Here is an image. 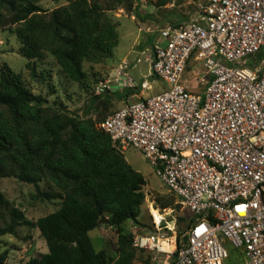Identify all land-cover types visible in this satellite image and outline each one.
<instances>
[{"label":"built area","instance_id":"built-area-1","mask_svg":"<svg viewBox=\"0 0 264 264\" xmlns=\"http://www.w3.org/2000/svg\"><path fill=\"white\" fill-rule=\"evenodd\" d=\"M160 35L150 62L165 89L96 127L123 155L140 152L192 222L179 249L137 233L134 246L162 256L154 264H264V0H206L198 20ZM192 60L202 95L187 86ZM129 70L121 61L96 94L122 80L135 90Z\"/></svg>","mask_w":264,"mask_h":264},{"label":"trees","instance_id":"trees-1","mask_svg":"<svg viewBox=\"0 0 264 264\" xmlns=\"http://www.w3.org/2000/svg\"><path fill=\"white\" fill-rule=\"evenodd\" d=\"M41 1L0 0V26H15L19 53L33 75L36 64L31 63L50 53L67 80L84 83V62L111 59L119 45L117 26L102 2L114 10L124 0H52L68 4L51 13L40 7ZM172 1L158 0L157 6ZM47 174L57 190H42ZM0 178L32 184L34 201H60L57 211L32 223L0 191V217L4 218V211L10 219L0 226V238L15 236L21 225H34L48 247V253L24 264H133L136 260L134 235L126 232L125 224L139 223L146 178L92 120L52 110L48 100L35 94L7 64L0 65ZM106 221L118 236L115 259L106 251H96L89 235ZM181 240L178 237V249ZM7 257L0 253V264Z\"/></svg>","mask_w":264,"mask_h":264},{"label":"rangeland","instance_id":"rangeland-1","mask_svg":"<svg viewBox=\"0 0 264 264\" xmlns=\"http://www.w3.org/2000/svg\"><path fill=\"white\" fill-rule=\"evenodd\" d=\"M157 2L158 0H124L123 4L114 10H112L114 7H109L111 4L102 2L117 26L120 41L115 51L119 59L117 60L120 63L127 55L130 77L138 84L146 81L152 86L151 90L143 91L144 97L155 95L166 87L153 75L152 64L148 60L158 44V39L162 40L161 29L167 26H182L198 20L201 6L206 0H173L165 6H157ZM67 4L65 1L52 0H43L39 3L47 13ZM13 28L15 26L11 27L9 24L0 26V65L7 64L14 72L20 73L35 94H41L48 100L52 110L77 117L82 121L92 120L97 124L119 110L128 99L126 95L113 97V91L96 94L97 84L109 76V71L115 70L109 69L111 64L109 59L100 63L84 62L83 70L87 74V80L84 83H75L64 77L56 59L50 53H46L43 60L31 63L32 66L36 64V75H33L27 68L28 61L19 53L20 43L13 34ZM135 41L138 44L136 48ZM138 59L140 61H137ZM194 67L195 62L192 60L187 68V78L190 81L187 86L194 93H199L198 85L202 87L203 84H195ZM122 82L124 90H129L126 83L123 80ZM124 157L147 180L143 188L146 197L141 207L139 223L125 224L126 232L134 236L135 233L154 235L164 238L163 240L169 239L171 242L177 241L178 237L183 240L190 227L192 213L182 206L179 199L170 194L164 182L140 152L129 150ZM40 186L43 191L57 190L48 174ZM0 191L10 204L23 211L27 220L32 223L54 213L60 207L59 200L45 202L32 200V195L35 194L34 186L15 178H0ZM152 208L159 210L163 215L161 231L157 230L158 225L152 215ZM3 214L5 216L3 219L0 217V226L10 221L7 213L3 211ZM89 235L96 251H106L111 259L116 258L118 236L106 222ZM3 252L8 254L5 264H24L31 258L48 253V247L37 227L21 225L17 228L15 236L8 234L0 238V253ZM161 258L162 256L151 250L137 249V257L133 264H154L155 259Z\"/></svg>","mask_w":264,"mask_h":264},{"label":"crops","instance_id":"crops-1","mask_svg":"<svg viewBox=\"0 0 264 264\" xmlns=\"http://www.w3.org/2000/svg\"><path fill=\"white\" fill-rule=\"evenodd\" d=\"M160 44H162V40H159L158 39V44H157V46L158 45H160ZM119 45H120V41H119ZM138 44H136V41L134 42V46H135V48H136V46H137ZM118 48V47H117ZM116 48V49H117ZM134 48V47H133ZM116 49H115V51H116ZM114 51V55H113V58H111V59H109V63H111L110 64V66H109V69L111 68H114L115 69V67L117 66L116 65V63L118 64L119 63V59L117 58V55H116V52ZM132 51V50H131ZM130 51V52H131ZM134 51V50H133ZM138 52V51H137ZM118 59V60H117ZM128 59V57H127V55L126 56H124L123 57V59L122 60H127ZM121 60V61H122ZM149 60V62H150V58L148 59ZM128 61V60H127ZM113 69V70H114ZM110 73H112V71H109ZM136 82V81H135ZM142 82H146V81H142ZM141 82V83H142ZM137 83V82H136ZM141 83L140 84H138V87L135 89V90H127V91H125L124 90V87L122 86L123 85V82L121 81L118 85H115L114 87H113V89H112V91L113 92H115L116 94H117V96H119V97H122V96H125L126 95V97H128V99L127 100H129V99H138V98H141V97H144L143 96V91L144 90H142L141 89V87H140V85H141ZM148 83V82H147ZM149 84V83H148ZM192 84H193V82H192ZM194 85V84H193ZM165 89V87L163 88V90ZM162 91V90H161ZM160 91V92H161ZM198 91H199V93H195L196 95H202L203 94V87H200L199 85H198ZM134 92V93H133ZM159 92V93H160ZM131 93V94H130ZM194 93V92H193ZM132 94H135V97H133L132 96ZM158 94V93H157ZM157 94H155V95H157ZM152 96H154V95H152ZM144 98H147V97H144ZM126 100V101H127ZM124 104V103H123ZM127 161V160H126ZM128 162V161H127ZM129 163V162H128ZM95 231V230H94Z\"/></svg>","mask_w":264,"mask_h":264},{"label":"bare ground","instance_id":"bare-ground-1","mask_svg":"<svg viewBox=\"0 0 264 264\" xmlns=\"http://www.w3.org/2000/svg\"><path fill=\"white\" fill-rule=\"evenodd\" d=\"M151 212H152V215L154 216L155 223L159 225L162 222L163 215H161L159 210L155 208H152ZM150 243L152 247L153 246L152 241H150ZM159 244L165 251H172L174 248V244L170 240L168 241V240L160 239Z\"/></svg>","mask_w":264,"mask_h":264},{"label":"water","instance_id":"water-1","mask_svg":"<svg viewBox=\"0 0 264 264\" xmlns=\"http://www.w3.org/2000/svg\"><path fill=\"white\" fill-rule=\"evenodd\" d=\"M106 223H107V221H106Z\"/></svg>","mask_w":264,"mask_h":264}]
</instances>
